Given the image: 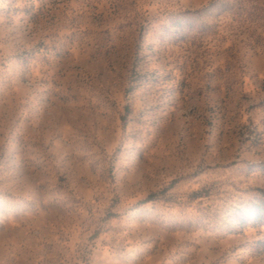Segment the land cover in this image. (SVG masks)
<instances>
[{
  "label": "rangeland",
  "instance_id": "374dc122",
  "mask_svg": "<svg viewBox=\"0 0 264 264\" xmlns=\"http://www.w3.org/2000/svg\"><path fill=\"white\" fill-rule=\"evenodd\" d=\"M0 264H264V0H0Z\"/></svg>",
  "mask_w": 264,
  "mask_h": 264
}]
</instances>
